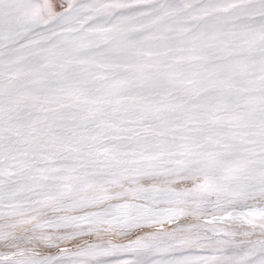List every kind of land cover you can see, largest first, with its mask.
<instances>
[{
  "label": "snow or ice",
  "instance_id": "snow-or-ice-1",
  "mask_svg": "<svg viewBox=\"0 0 264 264\" xmlns=\"http://www.w3.org/2000/svg\"><path fill=\"white\" fill-rule=\"evenodd\" d=\"M0 264H264V0H0Z\"/></svg>",
  "mask_w": 264,
  "mask_h": 264
}]
</instances>
